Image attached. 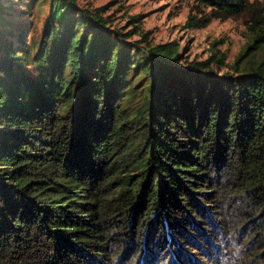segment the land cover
<instances>
[{
    "label": "trees",
    "instance_id": "obj_1",
    "mask_svg": "<svg viewBox=\"0 0 264 264\" xmlns=\"http://www.w3.org/2000/svg\"><path fill=\"white\" fill-rule=\"evenodd\" d=\"M257 1L193 0L186 23L244 17L260 48ZM45 2L0 0V264H264V57L183 65Z\"/></svg>",
    "mask_w": 264,
    "mask_h": 264
},
{
    "label": "rangeland",
    "instance_id": "obj_2",
    "mask_svg": "<svg viewBox=\"0 0 264 264\" xmlns=\"http://www.w3.org/2000/svg\"><path fill=\"white\" fill-rule=\"evenodd\" d=\"M45 1L47 3L49 0ZM257 2L264 12V0ZM76 3L91 10L101 7L100 13L107 19V25L125 34L128 41L144 45V34L151 44L175 40L180 54L178 62L183 65L191 59L201 60L212 56L211 66L217 72L232 73L235 72L232 65L241 53L247 52L239 60L238 67L242 66L248 56L255 59L264 57V44L260 48L246 50L248 45H252L253 34L247 27L244 17H212L201 26L187 25V14L190 11L195 13L193 0H76ZM15 6L21 7L19 4ZM48 9L47 4L40 8H32L34 15L32 21L39 33L44 26ZM16 13L17 11L14 15ZM25 17L29 18V15L25 14ZM31 22L27 23L25 30L27 36L31 32L29 29ZM217 59H221L220 62ZM217 236L219 237L217 239L229 243L232 251L237 249L235 235ZM217 253L216 259L220 258L224 262L227 257L226 251L221 249ZM166 255L169 254L158 253L154 262L160 256L162 260L166 259ZM231 255H234V252Z\"/></svg>",
    "mask_w": 264,
    "mask_h": 264
}]
</instances>
